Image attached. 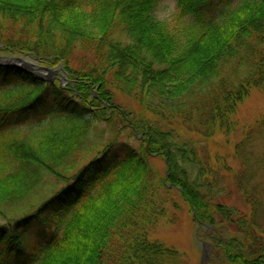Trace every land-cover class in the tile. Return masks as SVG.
Instances as JSON below:
<instances>
[{
    "label": "trees",
    "instance_id": "trees-1",
    "mask_svg": "<svg viewBox=\"0 0 264 264\" xmlns=\"http://www.w3.org/2000/svg\"><path fill=\"white\" fill-rule=\"evenodd\" d=\"M175 1L181 20L167 23L159 0H0V49L61 66L70 80L0 65V214L37 204L0 224V264H182L148 237L157 185L180 194L221 263L264 264V112L228 157L206 147L231 131L251 89L264 92V0ZM74 49L92 54L86 71ZM111 85L135 99L137 117ZM99 126L110 141L76 167ZM132 135L138 148L122 139ZM157 156L168 171L153 182ZM51 180L63 185L47 193ZM234 189L245 210L221 200Z\"/></svg>",
    "mask_w": 264,
    "mask_h": 264
},
{
    "label": "rangeland",
    "instance_id": "rangeland-1",
    "mask_svg": "<svg viewBox=\"0 0 264 264\" xmlns=\"http://www.w3.org/2000/svg\"><path fill=\"white\" fill-rule=\"evenodd\" d=\"M242 0H232V3L235 5ZM218 0L215 1L217 3ZM156 18L167 23L180 21L181 18L180 10L176 6L175 0H159L156 8L154 10ZM264 46V44H263ZM264 49V48H263ZM74 56L72 58L73 65H79V68L86 71L89 66L93 65V57L89 52H83L79 49H74ZM12 58H21L23 61L32 63L34 65L44 67L42 70L25 67L24 64H18L19 67L29 74L35 75L37 78L45 81H58L61 86L70 84L69 76L63 75V69L61 66H50L49 64L41 63L40 59H35L32 56H29L25 53H20L15 55L12 53L6 54L2 49H0V65H12V63H2L3 60H9ZM62 69V70H60ZM111 91L113 92L116 102L125 109V111L131 114L133 117H137L140 114V106L135 101L132 96H127L121 92H117L113 89V86H110ZM264 112V92L251 89V92L238 103L232 112L231 122L234 124L232 129L228 133L221 132L216 135L212 140L206 143L207 149L211 152H218L220 156L228 157L232 153V150L235 144L242 140L244 133L247 127L253 125V122L257 120ZM38 119H24L12 122H7L8 127H16L20 129H25L30 126H34L38 123ZM11 124V125H9ZM103 126H99L90 136L91 148L90 153L86 155L85 158L80 160L79 165L76 167H82L90 159L97 157L101 154L102 148L108 144L109 133H105ZM123 140L129 141L132 147L138 148L142 143V136L138 138L135 135L130 137L122 136ZM227 155V156H226ZM151 167L154 173L153 182L159 181V177H163L167 173L166 169V160L161 157H152L149 159ZM214 161V158H212ZM76 168V169H78ZM76 170H71L67 173V178L72 177ZM264 181V178L262 179ZM63 183L55 185V182L51 180L48 188H46L47 193L52 189H57L61 187ZM155 191H150V195L154 197L156 208V216H154V224L151 225L150 229L148 228V237L150 241H160L167 247H173L177 250L179 257H181L182 264H223L220 261V256L214 253L213 246L211 245L210 240H208L209 231L201 228L197 224L193 216L189 213V206L184 202L176 192V190L169 185L167 189L157 185ZM40 195L45 196V191L42 190ZM227 200L228 203L235 204L241 209L245 210L244 202L240 199L237 191L230 192L229 195L223 196L221 199ZM36 202L26 201L20 204H17L12 208V211L9 209L1 210L0 214V224H5L8 217H16L21 214H26L29 211H32L36 206ZM206 232V234H205ZM38 231L30 232L26 240H30L36 237ZM112 249L116 252H121L122 250L117 246H113ZM117 254V253H116ZM113 255V253H112ZM111 262L109 264H115L117 257L111 256Z\"/></svg>",
    "mask_w": 264,
    "mask_h": 264
},
{
    "label": "water",
    "instance_id": "water-1",
    "mask_svg": "<svg viewBox=\"0 0 264 264\" xmlns=\"http://www.w3.org/2000/svg\"><path fill=\"white\" fill-rule=\"evenodd\" d=\"M2 63H4V64H6V63H12L14 67H19L18 64L21 63V64H24L25 67H29L30 69L31 68H34V69H40V70H42L44 68V67H40V66L34 65L32 63L30 64L28 62H25L21 58L20 59L19 58H12V59H9L8 61L7 60H3ZM60 70H62V69H60Z\"/></svg>",
    "mask_w": 264,
    "mask_h": 264
}]
</instances>
